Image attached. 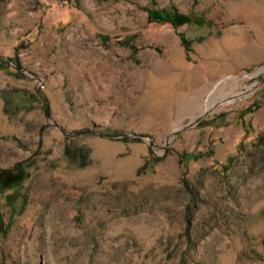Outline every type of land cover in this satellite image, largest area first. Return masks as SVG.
Wrapping results in <instances>:
<instances>
[{
	"label": "rangeland",
	"instance_id": "1",
	"mask_svg": "<svg viewBox=\"0 0 264 264\" xmlns=\"http://www.w3.org/2000/svg\"><path fill=\"white\" fill-rule=\"evenodd\" d=\"M0 264H264V0H0Z\"/></svg>",
	"mask_w": 264,
	"mask_h": 264
},
{
	"label": "trees",
	"instance_id": "2",
	"mask_svg": "<svg viewBox=\"0 0 264 264\" xmlns=\"http://www.w3.org/2000/svg\"><path fill=\"white\" fill-rule=\"evenodd\" d=\"M149 15L150 18H152L155 21H171L175 26H178L180 23H182V21L188 20V16L186 14L180 13L179 11H177V9L175 10L174 14H169L167 12H165L162 9H158V8H149ZM180 35L182 37L185 49L188 53L191 52L192 50V40L187 37L183 32H180ZM258 103H254L251 104L250 106H248V108L244 111V114L242 115V117L249 111H253L256 107H257Z\"/></svg>",
	"mask_w": 264,
	"mask_h": 264
},
{
	"label": "bare ground",
	"instance_id": "3",
	"mask_svg": "<svg viewBox=\"0 0 264 264\" xmlns=\"http://www.w3.org/2000/svg\"><path fill=\"white\" fill-rule=\"evenodd\" d=\"M220 89L222 90V96H221V97H215V98H212V99L208 102L206 108L209 109V108L212 107L213 105H214V106H213L212 108H210L209 110H206V111H211V110H213V109H214L218 104H220V103H226V102L232 101V100H227V99H228V97H232V96H234V93H226V90H225V86H224V85H221V86H220ZM226 100H227V101H226Z\"/></svg>",
	"mask_w": 264,
	"mask_h": 264
},
{
	"label": "water",
	"instance_id": "4",
	"mask_svg": "<svg viewBox=\"0 0 264 264\" xmlns=\"http://www.w3.org/2000/svg\"><path fill=\"white\" fill-rule=\"evenodd\" d=\"M208 112H209V111H205V112H204V113L198 118L197 121H199L202 117H204ZM193 123H194V122L189 123V124H187L186 126H183V127L179 128V129L174 130V131L172 132V134H176V133H177L178 131H180L182 128L189 127V126H191ZM126 134H129V133H126ZM134 134H137V135H143V133H137V132H134ZM108 135H112V134H108Z\"/></svg>",
	"mask_w": 264,
	"mask_h": 264
}]
</instances>
